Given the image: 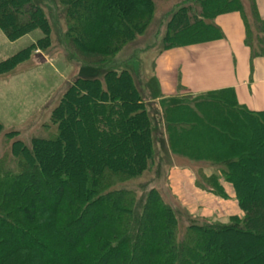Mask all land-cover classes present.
Returning a JSON list of instances; mask_svg holds the SVG:
<instances>
[{
	"label": "trees",
	"instance_id": "obj_1",
	"mask_svg": "<svg viewBox=\"0 0 264 264\" xmlns=\"http://www.w3.org/2000/svg\"><path fill=\"white\" fill-rule=\"evenodd\" d=\"M61 1L80 41H67L69 53L84 66L81 73L91 76L68 85L50 114L46 126L52 129L32 141L38 154L31 166L15 154L16 145L9 146L6 157V145L0 143V264H56L42 261L32 245L43 253L53 250V257L63 253L60 264H264L263 154L259 186L249 175L255 166L252 158L264 146L261 135H255L257 128L264 135V112L245 111L231 90H221L163 100L160 115L153 102L144 101L130 70L95 75L116 48L145 29L156 0ZM247 1L257 29L255 43L238 0H192L199 10L186 7L174 15L172 21L181 26L169 28L164 50L221 39L214 19L238 13L251 57H264V22L255 0ZM18 10L24 15H17ZM208 13L214 15L205 24L209 30L204 40L175 44L186 21L193 31H205L201 21ZM0 29L10 41L33 32L41 35L13 56L16 62L50 43L48 24L30 0H0ZM87 42L91 44L85 47ZM199 132L211 143L203 151L195 141ZM220 140L229 152L215 155L212 147ZM154 146L160 147V155ZM173 153L213 166L211 172L201 170L196 187L223 195L222 183H228L243 219L205 223L188 218L189 226L178 239L177 216L156 188L147 190L141 202L132 190H107L112 176L126 182L147 173L148 161L158 173L161 161L167 166ZM15 232L29 243L6 253Z\"/></svg>",
	"mask_w": 264,
	"mask_h": 264
},
{
	"label": "rangeland",
	"instance_id": "obj_2",
	"mask_svg": "<svg viewBox=\"0 0 264 264\" xmlns=\"http://www.w3.org/2000/svg\"><path fill=\"white\" fill-rule=\"evenodd\" d=\"M30 1L39 8L40 13H42L48 24L50 43L48 47L44 45L43 51L33 52L25 60L16 62L13 60V56L41 39V35L39 32H33L10 41L5 36L4 31L0 29V143L6 145L4 147L6 149V157L9 156V146L16 145L15 154L20 155V157L22 156L23 159L21 158V161L31 166L32 162H35L37 159L36 155L38 154L32 146V141L38 139L39 136L43 137L49 129H52L51 126L48 127L46 125H50V114L64 95L66 88L76 78L90 77L91 74L86 75L81 73L84 66L69 53L67 48V41H71L72 38L76 39L78 33L75 32L74 25L68 21L67 16L69 13L65 10L66 5L61 0ZM179 1L156 0L152 16L145 29L141 33L136 34L132 39L125 41L120 48H116L114 53L111 54L110 61L95 70L97 72L95 75L100 77L103 73L102 71L106 70H115L118 74L122 69L130 70L144 101L147 103L154 102L156 82L153 77V61L157 55L166 51L164 49L167 47L165 39L168 30L169 28H174L176 24V21H172V19L176 13L186 7H193L199 10L196 3H193L192 0ZM238 1L244 7L248 17L252 42L255 43L257 29L249 12L248 1ZM17 15L23 16L24 12L18 10ZM213 15L208 13L203 18V22L201 21L202 27L206 28L205 31H193L188 27L189 21L182 24L183 31L175 44H189L204 40V32L206 33L209 30L205 24L210 23ZM180 24H176L177 28L181 26ZM200 33L202 34L200 35ZM74 41L80 45L78 39ZM90 44V42H87L85 47H88L87 45ZM253 45L255 46V44ZM99 82V84L103 85V81L100 80ZM255 123L261 125L260 121L255 120ZM255 135H261L260 138L264 139V135L261 134L258 128ZM195 141L198 142V149L200 151H203L207 144H211L205 141L202 132L197 134ZM220 141L217 142V147H212L215 148V155H223L229 152L228 145L225 142L223 143L222 140ZM1 144L0 150L2 149ZM20 146L23 147V150L20 149ZM258 149L259 154L255 158H252L255 166L249 174L257 186L260 183L258 171L262 154L264 155V146ZM153 150L155 154H161L160 147L154 146ZM250 150L251 154H253V148L250 147ZM27 155L34 156V160L31 158L29 161ZM169 157L170 160L167 166L165 161H161L158 173H156L157 167L150 166L148 161L147 173H143L139 178H127L126 182H121L112 176L114 182L107 190L119 188L132 190L135 192L137 200L141 202L147 190L153 187L156 188L161 193L163 202L170 206L177 216L178 222L176 223V228L178 239L183 236L185 229L189 226V222H185L188 218L192 220L191 222L194 221L193 218H196V220L199 219L205 223L221 219L226 221L234 217L238 221L243 219L244 213L239 208L234 195L228 196V193L226 195V192L223 191V195L210 193L214 199L206 198L203 194L194 191L192 186L190 187L189 183L191 179L194 180V183L197 181L201 182L202 179L199 175L201 170L204 169L205 172H211L209 170H212L213 166L211 167L206 161H201L200 163L191 161V158L180 156L179 154L176 156L173 153ZM173 165L189 167L194 177H189V181H186L184 177L170 175L169 168ZM16 168L18 167H14V170ZM151 168L152 171L150 173L149 169ZM180 181L182 182L180 183ZM228 224L231 225L229 222ZM118 228L120 226L115 227L116 230L113 231H117ZM14 235L18 240L14 239L16 238L14 237L13 241L9 242L5 251L6 253H11L14 247L29 243V239L20 238L18 233L15 232ZM0 238L2 237L0 236ZM189 238L191 244H193L192 241L195 237L191 235ZM32 247L34 248L33 253L40 256L42 261L60 264L65 259L64 254L61 252H58L57 255L53 253L55 256L53 257L50 254L53 250L49 251L48 249L46 253H43L36 246L32 245ZM127 247H129V244ZM37 255H35L36 258Z\"/></svg>",
	"mask_w": 264,
	"mask_h": 264
},
{
	"label": "crops",
	"instance_id": "obj_3",
	"mask_svg": "<svg viewBox=\"0 0 264 264\" xmlns=\"http://www.w3.org/2000/svg\"><path fill=\"white\" fill-rule=\"evenodd\" d=\"M255 3L258 16L264 22V0H255ZM213 23L220 31L221 39L169 49L155 57L156 96L153 103L160 115L163 100L195 98L221 90H231L237 105L245 111L264 112V57H251L250 49L244 44L241 16L238 13L221 15ZM169 172L186 181L194 177L186 166L173 165ZM189 185L206 198L214 199L210 193L198 189L194 180L191 179ZM222 187L226 195L233 196L228 183H222Z\"/></svg>",
	"mask_w": 264,
	"mask_h": 264
}]
</instances>
